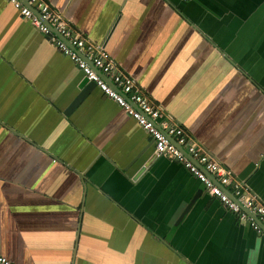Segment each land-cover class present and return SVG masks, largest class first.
Returning <instances> with one entry per match:
<instances>
[{"label":"crops","instance_id":"crops-1","mask_svg":"<svg viewBox=\"0 0 264 264\" xmlns=\"http://www.w3.org/2000/svg\"><path fill=\"white\" fill-rule=\"evenodd\" d=\"M45 1L264 202V0ZM84 78L0 0V255L264 264V239L98 88L67 115Z\"/></svg>","mask_w":264,"mask_h":264},{"label":"built area","instance_id":"built-area-1","mask_svg":"<svg viewBox=\"0 0 264 264\" xmlns=\"http://www.w3.org/2000/svg\"><path fill=\"white\" fill-rule=\"evenodd\" d=\"M20 14L73 61L89 81L115 101L152 137L155 154L180 163L205 187L211 197L247 223L264 239V202L233 171L192 142L184 129L156 106L132 76L122 73L98 44L75 32L69 21L45 0H8ZM112 83H110L109 81ZM114 85V86H113ZM0 264H16L0 255Z\"/></svg>","mask_w":264,"mask_h":264},{"label":"water","instance_id":"water-1","mask_svg":"<svg viewBox=\"0 0 264 264\" xmlns=\"http://www.w3.org/2000/svg\"><path fill=\"white\" fill-rule=\"evenodd\" d=\"M79 88L81 89V92L79 93V95L77 96V98L73 101V103L71 104L70 108L66 111L67 115L69 113H71L82 101H84L89 96V94L95 88H97V86H96V84L94 82L89 81V79L87 77H85L84 80L82 81V83L80 84ZM155 158H156V155L145 165L144 169H142L140 171V173L138 174V176H140L143 173V171L150 166V164L152 163V161ZM252 216L255 218V220L257 221V223L264 229V225L258 220V218L256 217V215H252Z\"/></svg>","mask_w":264,"mask_h":264}]
</instances>
